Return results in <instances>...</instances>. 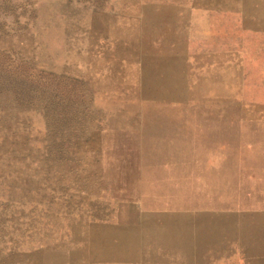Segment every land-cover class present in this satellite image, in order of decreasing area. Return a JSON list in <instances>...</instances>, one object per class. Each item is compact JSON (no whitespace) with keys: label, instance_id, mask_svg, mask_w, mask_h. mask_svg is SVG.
Here are the masks:
<instances>
[{"label":"rangeland","instance_id":"1","mask_svg":"<svg viewBox=\"0 0 264 264\" xmlns=\"http://www.w3.org/2000/svg\"><path fill=\"white\" fill-rule=\"evenodd\" d=\"M30 1L0 15V50L66 110L0 95V264H185L120 241L178 198L232 208L237 251L243 212L264 246V0Z\"/></svg>","mask_w":264,"mask_h":264},{"label":"crops","instance_id":"2","mask_svg":"<svg viewBox=\"0 0 264 264\" xmlns=\"http://www.w3.org/2000/svg\"><path fill=\"white\" fill-rule=\"evenodd\" d=\"M191 154L194 153L191 152ZM196 155H199L198 150H196ZM203 161L207 162L208 158H204ZM146 175L148 176L147 181L145 180L146 184L150 187L151 185L159 187V194H162L167 178H164L163 174L156 176L150 172ZM189 201L178 198L176 202L160 201L145 204V209L142 210L146 213L140 214L132 221L130 220L129 226L120 231L121 238L126 233L129 237H133L132 232L136 230V236L142 239L129 242L131 244L126 242V244L130 250L143 251L144 257L149 259L181 258L186 260L185 264H207L204 260L208 259H223L224 264H264V246L260 247L257 241H251L250 244L245 243L249 220L243 212L239 213V218L235 221V225H238L239 230L238 240H240L235 241L240 246V250L237 251L233 250V236L231 233L233 220L229 218L230 215L232 216V208L225 206L222 211L223 216L212 219V209L207 208L201 211L199 203ZM254 222L256 221L251 223ZM165 225L173 227L169 236L162 235ZM215 226L219 228L217 234L212 231ZM217 236L218 244H215ZM190 245L194 247L192 248ZM246 246L251 250H248ZM189 249H192V251L189 252ZM135 256L141 257V255ZM237 259L239 263L235 261ZM232 260L234 261L232 262Z\"/></svg>","mask_w":264,"mask_h":264},{"label":"trees","instance_id":"3","mask_svg":"<svg viewBox=\"0 0 264 264\" xmlns=\"http://www.w3.org/2000/svg\"><path fill=\"white\" fill-rule=\"evenodd\" d=\"M24 5L32 6V2L30 0L23 3L15 0H0V15L15 13ZM24 12L21 13L24 14ZM48 74L55 76L53 73ZM63 91L64 89L55 85L52 87L44 75L29 73L23 68V62L16 61L11 55L0 50V95H8L18 102L44 100L48 111L53 110L56 114L64 116L66 103Z\"/></svg>","mask_w":264,"mask_h":264},{"label":"bare ground","instance_id":"4","mask_svg":"<svg viewBox=\"0 0 264 264\" xmlns=\"http://www.w3.org/2000/svg\"><path fill=\"white\" fill-rule=\"evenodd\" d=\"M126 11V10H125ZM140 18V17H139ZM63 84V83H62ZM254 84V83H253ZM2 90V89H1ZM70 91V90H69ZM25 94V93H24ZM223 97V96H222ZM226 104V103H225ZM189 145V144H188ZM181 163V162H180ZM131 165V164H130ZM129 165V166H130ZM133 166V165H132ZM134 167V166H133ZM127 168V167H126ZM126 177V176H125ZM127 178V177H126ZM121 180H123V179H121ZM127 180V179H126ZM120 184V183H119ZM122 184V183H121ZM128 184H129V182H128ZM131 184H133V183H131ZM119 186V185H118ZM264 186V185H263ZM123 187V186H122ZM170 187H171V185H170ZM178 208V207H177ZM176 208V209H177ZM130 210V209H129ZM147 215H148V213H147ZM147 217V216H146ZM190 218H191V216H190ZM201 218V217H200ZM174 220V219H173ZM171 221V220H170ZM178 221V220H177ZM190 221V220H189ZM175 222H176V220H175ZM191 222V221H190ZM193 222V221H192ZM204 223V222H203ZM202 223V224H203ZM129 224L130 223H128V225L127 226H129ZM175 224V223H174ZM171 226V225H170ZM194 226V225H193ZM188 227V226H187ZM191 227H192V224H191ZM189 228V227H188ZM187 228V229H188ZM187 229H185V230H187ZM193 229V228H192ZM191 229V230H192ZM136 231V230H135ZM135 231H133L132 232V236L133 237H129L128 235H127V233L121 238V242H124V243H129V242H135V241H137L138 239H140V237H137L136 236V234H135ZM188 231V230H187ZM193 231V230H192ZM194 232H195V230H194ZM112 233H113V231H112ZM194 234V233H193ZM178 235V234H177ZM109 240H110V236H109V233H107V234H104V235H101V238H100V245H101V243H104V244H107L108 242H109ZM199 240V239H198ZM192 243V242H191ZM129 244H131V243H129ZM103 245V244H102ZM191 246V245H190ZM188 247V246H187ZM186 247V248H187ZM192 247V246H191ZM194 247V246H193ZM192 247V248H193ZM128 248V247H127ZM132 248V247H131ZM190 248V247H189ZM129 249V248H128ZM100 250H103V252H112L113 251V247H105V248H101ZM190 250V249H189ZM192 251V249L189 251V252H191ZM192 256V255H191ZM47 260V259H46ZM46 262V261H45ZM40 264V263H39Z\"/></svg>","mask_w":264,"mask_h":264}]
</instances>
